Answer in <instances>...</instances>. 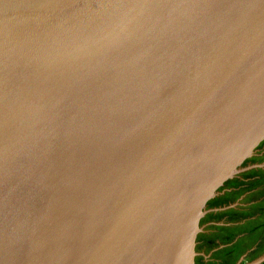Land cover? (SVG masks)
Instances as JSON below:
<instances>
[{
    "label": "water",
    "instance_id": "95a60500",
    "mask_svg": "<svg viewBox=\"0 0 264 264\" xmlns=\"http://www.w3.org/2000/svg\"><path fill=\"white\" fill-rule=\"evenodd\" d=\"M264 138V0H0V264H194Z\"/></svg>",
    "mask_w": 264,
    "mask_h": 264
},
{
    "label": "rangeland",
    "instance_id": "374dc122",
    "mask_svg": "<svg viewBox=\"0 0 264 264\" xmlns=\"http://www.w3.org/2000/svg\"><path fill=\"white\" fill-rule=\"evenodd\" d=\"M237 170L232 176L235 192L228 198L232 200L225 202L226 195L220 189L204 207L199 230L193 237L194 264L195 261L197 264L221 261L261 264L264 261V138ZM234 201L237 207L227 212L225 209ZM236 253L242 255L233 261Z\"/></svg>",
    "mask_w": 264,
    "mask_h": 264
},
{
    "label": "flooded vegetation",
    "instance_id": "af4514ba",
    "mask_svg": "<svg viewBox=\"0 0 264 264\" xmlns=\"http://www.w3.org/2000/svg\"><path fill=\"white\" fill-rule=\"evenodd\" d=\"M259 143H260V142H259ZM259 143H258V144H259ZM235 177H236V176H235ZM232 181H234V178H233V177L230 178V179L227 181V186H226V188H230V190L234 189V187L232 186ZM220 189H222V186L219 188V190H220ZM230 190H225V191H224V194L227 195V196H226V199H227V200H226L225 202H227V201H231V200H232V199L228 200V198H230V194H228V192H229ZM210 200H211V198L207 201V203H208ZM235 203H236V202L234 201V204H232L231 206L227 207V209H225V210H226L227 212H229L231 208H235V207H237V204H235ZM234 243H235V242H234ZM239 250H240V251H244V250H242V249H240V248H239ZM241 255H242V254H241ZM241 255H239V253H236V254H235V258H233V261H234L236 258L238 259ZM213 256H214V254H213ZM196 259H198V258H196ZM224 262H225V261H221L219 264H224ZM195 264H197L196 261H195ZM226 264H228V263H226ZM236 264H238V261L236 262ZM261 264H264V261H263Z\"/></svg>",
    "mask_w": 264,
    "mask_h": 264
},
{
    "label": "clouds",
    "instance_id": "9594fccd",
    "mask_svg": "<svg viewBox=\"0 0 264 264\" xmlns=\"http://www.w3.org/2000/svg\"><path fill=\"white\" fill-rule=\"evenodd\" d=\"M237 171H238V170H237ZM235 174H237V173H233V174H232V175H231L226 181H228L230 178H232V176L235 175ZM226 181H224V183L221 185L223 190H224V188H225L226 185H227ZM225 183H226V184H225ZM221 186H220V187H221ZM220 187H219V188H220ZM219 188H218V190H219ZM214 196H215V195H214ZM214 196H213V197H214Z\"/></svg>",
    "mask_w": 264,
    "mask_h": 264
},
{
    "label": "crops",
    "instance_id": "0c3cea01",
    "mask_svg": "<svg viewBox=\"0 0 264 264\" xmlns=\"http://www.w3.org/2000/svg\"><path fill=\"white\" fill-rule=\"evenodd\" d=\"M227 186V185H226ZM225 190H230V188H224V190L223 191H225ZM235 191H233V189L232 190H230L229 192H228V194H233ZM258 195H259V193H258ZM227 196V195H226ZM254 219H256V221H257V217H256V215H254V217H253Z\"/></svg>",
    "mask_w": 264,
    "mask_h": 264
}]
</instances>
